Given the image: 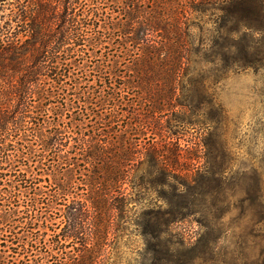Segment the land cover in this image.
Masks as SVG:
<instances>
[{"label": "trees", "instance_id": "1", "mask_svg": "<svg viewBox=\"0 0 264 264\" xmlns=\"http://www.w3.org/2000/svg\"><path fill=\"white\" fill-rule=\"evenodd\" d=\"M29 1L34 9L11 10L0 25V231L9 229L18 257L1 255L0 264H103L111 230L117 240L130 225L149 246L151 264H175L174 246L163 236L181 210L192 206L194 185L215 189L212 182L221 181L210 151L196 157L200 166L190 161L192 143L181 140L209 118L207 80L213 76L218 83L224 71L242 66L253 53V35L264 34V0H123L113 27L128 60L124 91L136 100L126 103L131 110L118 136L110 128L113 116L104 117V126L112 129L101 133L107 139L96 133L79 139V147H69L74 151L69 158L61 129L44 140L37 123L27 120L34 118L28 99L42 85L41 76H49L55 88L64 86L69 75L62 70L76 64L92 17L75 11L79 0L63 1L61 13L51 5L56 0ZM31 131L43 138L44 150L55 149L62 161L57 166L70 168L66 174L77 169L84 174L86 193L60 180L53 195L28 185L18 165L24 149H33L25 143ZM56 216L60 221H53Z\"/></svg>", "mask_w": 264, "mask_h": 264}, {"label": "rangeland", "instance_id": "2", "mask_svg": "<svg viewBox=\"0 0 264 264\" xmlns=\"http://www.w3.org/2000/svg\"><path fill=\"white\" fill-rule=\"evenodd\" d=\"M63 1L56 0L51 5L61 13L65 9ZM74 6L76 12L92 17L82 52L75 57L76 64L63 68V74L69 76L62 88H55L49 76H41L42 85L35 87V93L28 99L35 119L27 120L37 123L44 140L54 128L61 129L66 136L63 147L66 150L72 145L79 147V139L108 133L105 120L102 121L104 117L113 116L110 128L113 125L112 134L118 136L131 110L126 103L136 100L124 91L122 81L130 73L128 60L118 48L116 39L120 31L113 27L125 6L123 0H79ZM24 7L34 9L35 5L29 0L0 4V25L11 18L8 15L11 10ZM23 27L19 21L18 31ZM22 35L19 34L21 38ZM253 40V53L242 66L224 71L218 83L213 76L207 80L212 103L206 104L204 112L209 118L187 129L181 140L182 145L185 141L192 143L193 155H190L194 160L190 161L200 166L202 159L196 157L210 151L215 161L213 170L220 172L217 175L221 181L212 182L215 189L194 185L189 197L192 206L181 210L179 220L163 236L164 242L168 240L174 246L175 264H264V34L256 33ZM65 57L62 53V60ZM9 80L5 79L3 85L8 86ZM46 95L52 96L47 100L42 97ZM17 104L19 99L12 102L13 106ZM35 135L34 131L28 133L25 143L30 141L33 149L31 153L29 148L24 149L27 154L18 165L20 172L26 173L28 185L53 195L60 180L78 187L75 189L78 193H86L82 184L84 174L78 169L72 175L66 174L70 168L64 167L65 164L57 166L61 160L56 157L55 149L44 150L43 138L39 140ZM106 137L101 134L97 138ZM66 155L72 157L74 151L68 150ZM208 191L210 195H202ZM53 221L60 218L56 216ZM8 234L7 228L0 231V256L7 260L18 258L13 256L16 245H11ZM114 236L111 230L110 247L101 256L103 264H151L152 252L132 225L119 239L115 240Z\"/></svg>", "mask_w": 264, "mask_h": 264}]
</instances>
